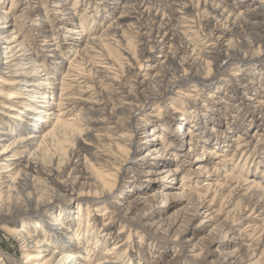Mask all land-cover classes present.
<instances>
[{
  "label": "bare ground",
  "instance_id": "obj_1",
  "mask_svg": "<svg viewBox=\"0 0 264 264\" xmlns=\"http://www.w3.org/2000/svg\"><path fill=\"white\" fill-rule=\"evenodd\" d=\"M69 1L27 0L19 15L14 7L0 12V51L4 61L0 69V232L19 244L18 249L11 251L0 241V264H94L88 257L95 253L81 256L88 252L87 246H74L67 241L76 238L82 229L80 206L88 202L96 210L97 204L104 202L110 207L103 215L95 216L106 218L121 211L126 203V199L115 194L123 178V182L133 184L131 179H154L168 173L166 177H172L168 182L174 183L182 174L180 169L167 171L161 167L166 154L162 134H146L157 105L162 103L167 114L173 109L168 102L172 94L180 95L175 90L192 87L209 92L200 115L229 108L237 113V118L252 116L264 122V86H260L264 85V78L254 82L246 77L251 69L264 67V37L258 34L263 32L264 24L257 20L264 12V0L260 6L256 5L257 0H205L204 19L200 18L204 11L198 10L193 0H105L103 4L113 11L114 19L105 37L96 40L84 38V23L78 24L76 10ZM24 17L22 25L20 19ZM127 34H133L135 53L122 50L129 58L125 63L115 62L108 43L118 47V38L124 40ZM68 35L76 42L67 52L73 58H62L69 65L63 75L64 62L55 59L64 50L62 37ZM195 36L200 38L199 45ZM132 41L125 40V44ZM156 51L163 53L164 60L155 59ZM148 68L153 76L146 73ZM236 68L243 74H230ZM222 79L228 81L224 98L217 90ZM59 87L63 98L59 103L46 105L44 101L54 97ZM73 91L81 95L74 98ZM84 104L86 107L81 106ZM56 107L63 117L81 107L88 118H80L77 113L76 119L58 118L51 129L40 126L41 115L52 117ZM176 132L174 141L179 136L181 143L194 144L188 129L180 127ZM242 142L239 148L247 155L250 143ZM136 145L154 148L126 167ZM67 147H71L70 152ZM112 147L116 152H112ZM88 153L99 166L96 168L85 157L93 172L82 163ZM205 153L209 161L212 153ZM203 161L202 158L190 167L206 169ZM139 166L150 167L143 172ZM191 171L192 168L188 174ZM77 173L80 176L74 182ZM205 174L207 169L202 175ZM211 184L207 179L203 186L210 191ZM78 186L87 187L88 192L83 189L77 193ZM255 187L261 188L257 184ZM162 196L171 195L157 191L150 197L156 202ZM258 197L252 198L251 205ZM258 199L257 212L264 204L263 196ZM147 200L139 198L131 207ZM76 209L79 214L74 219ZM205 209V199H198L190 216L206 214L209 209ZM119 222L115 219L103 225L95 247L108 241ZM177 222L161 219L153 235L165 227V232H170ZM138 228L142 230V226ZM84 232L82 239L87 243L93 232L88 228ZM165 236L169 238L166 233ZM19 251L23 254L21 263L16 258ZM127 253V245H113L98 264H123Z\"/></svg>",
  "mask_w": 264,
  "mask_h": 264
},
{
  "label": "rangeland",
  "instance_id": "obj_2",
  "mask_svg": "<svg viewBox=\"0 0 264 264\" xmlns=\"http://www.w3.org/2000/svg\"><path fill=\"white\" fill-rule=\"evenodd\" d=\"M104 1L96 3H82L80 0L69 1L71 7L76 10L78 24L82 25L84 23V38L88 40L103 39L108 26L111 24L110 22L114 19L112 15L113 11L103 4ZM193 1L194 6L198 10L204 11V14L202 13L200 18H206L207 9L204 4L205 0L203 2L202 0ZM261 1L257 0L256 5L260 6ZM233 2L230 1V4ZM26 4L27 0H0V12L10 11L14 7L13 11L16 12V15H19L22 12L21 10L26 7ZM261 13L262 16L257 20L264 24V12ZM32 18L34 19V17ZM20 20L22 25L26 21L25 17ZM258 34L264 37V27L263 32H258ZM132 36L133 34H127L124 40L118 38V47H113L108 43L109 47L107 49L111 51L110 57L115 62L120 61L125 63L126 59L129 58L127 53L122 50H128L130 54L135 53L134 38ZM128 39L133 41L127 45L125 44V40L127 41ZM231 39L232 37L225 43L228 45ZM194 40L199 45V36H195ZM75 42L74 39L71 45ZM245 44L244 47H247ZM67 52H70V50L64 48L55 61L64 62L62 60L64 57L69 60L73 54L69 56ZM154 56L155 59L164 60L162 58L163 53L159 51L154 52ZM3 62L0 51V69ZM64 65V69L61 72L63 75L64 72H67L69 66L67 61L64 62ZM120 68L123 69L125 66H120ZM210 68L213 69V64H210ZM151 70L148 68L146 73L153 76V71ZM238 70L239 68H236L230 74L239 73L242 75L243 70ZM253 71L251 69L246 77L254 80V82L264 78V67H258V69ZM220 82L223 84L219 85L217 90L222 92L220 96L224 98L225 93L228 92L226 88L228 81L222 79ZM11 88L13 87H9V90ZM255 88H258V86H255ZM61 89L62 87L56 89L54 97L52 96L51 98L52 100L47 99L44 101L46 102L45 104L49 105L50 102L59 103L61 98H63ZM177 91L180 95L172 94L170 96L168 104H170L169 108L173 107V109L168 111L169 114H167V108L160 103L153 110L155 118L146 129V134L151 132L153 134H162V144L164 145L162 149L166 154L163 156L164 162L162 163L164 166L161 167H166L165 170L167 171L182 170V174L177 177V181L174 183L168 182L172 178L166 177L168 173L156 175L154 179L148 177H141L138 181L131 179V181H134L133 184L123 182L125 180L123 178L118 191L115 193L126 199L124 201L126 203L121 211L118 210L106 218L97 217L95 215H103L104 211L110 206L102 202L97 204L96 210H93L92 205L88 206V202L84 203L80 206V213H82L80 224H82V229L75 234L79 237L75 238L74 236V239L67 241L73 243L74 246L77 244L87 246L88 252L82 253L81 256L87 257L88 254L95 253V255L88 257L90 260H93L94 264H98L105 257L110 247L118 244H125L128 247L127 259L123 264H174L176 261V264H226L229 261L239 264H264V204L263 208L258 212L256 210L258 198L262 196L264 198V122H261L259 119L255 120L252 116L243 115L244 117L237 118V113L235 114L229 108L206 112L207 114L204 111L200 115L198 113L202 109L201 107L205 99L208 100L210 93H204L192 87L175 90V93ZM80 95L78 91H73L72 96L74 98ZM89 95L86 97L89 98ZM81 106L86 107L85 104ZM81 109L79 107L68 116L63 117L60 116V110L56 107L55 115L52 117L41 115L42 117L39 120L43 122L39 125L51 129L58 118L60 120H67L71 117L76 119L74 115L77 113L81 114L80 118H84L87 113H83ZM86 118L88 117L86 116ZM180 127L188 129L191 132L195 139L193 145L181 143L179 136L178 140L180 142L173 140L172 136L174 133H176L175 136L178 134L176 131ZM161 128L164 130H161ZM148 138H152V136ZM242 140L250 143L247 155L243 154L244 150L239 148L241 143H243ZM127 145L121 144L123 147ZM160 146L157 145L156 147ZM138 147H141V149L137 152ZM150 147L134 146L131 151H134L135 154L131 155L129 162L125 166H132V163H135L139 157L146 154ZM67 149L68 152L71 151V147H67ZM93 152H95L94 149ZM112 152H116L115 147H112ZM205 152L212 153L209 161H206L208 154ZM90 154L88 153L83 156L82 163H85L86 167L88 166L85 159L87 157L89 162L94 164L96 168H99L97 162ZM202 158L204 161L201 164H203L208 172V174H205L206 176L202 175L206 169L197 170V165L190 167ZM70 159L74 162L78 160L74 157H70ZM182 165H184V168H182ZM139 167L144 172L149 170L150 166ZM191 168L192 171L188 174ZM89 169L92 171L91 168ZM78 176L80 174H75L72 180L75 182ZM207 179H210L212 183L210 191H208L207 186H203ZM256 184L261 188L255 187ZM180 186L184 190H179L178 187ZM83 189H85V193L88 192L87 187L78 186L77 193L82 192ZM157 191L171 196H162L158 201H152L150 196L155 195ZM143 197L148 198L147 202L134 208L131 207L134 202ZM253 197L258 198H255V201L251 205ZM198 199H205L206 209L208 208L209 211L206 214H200L198 217L193 218L190 216L192 214V206ZM78 211L76 209V213L72 215L74 219L78 218ZM103 219L105 221H102ZM115 219L120 221L117 229L108 238L106 243H103V241L102 243L99 242L100 245L95 247L101 235L103 225ZM161 219L178 220V222L172 227L170 232H165V229H167L165 227L162 230L160 229L159 233L156 232L158 233L157 235H153L158 229ZM137 226H142V230L137 229ZM87 228L93 232V235L90 236L89 242L84 243L82 237ZM149 229L153 231L151 232ZM163 232L166 235L168 234L169 238H166ZM0 241L11 251L19 247V244L11 240L9 241L7 235L3 232H0ZM16 258L18 262H23L21 251L17 253Z\"/></svg>",
  "mask_w": 264,
  "mask_h": 264
},
{
  "label": "built area",
  "instance_id": "obj_3",
  "mask_svg": "<svg viewBox=\"0 0 264 264\" xmlns=\"http://www.w3.org/2000/svg\"><path fill=\"white\" fill-rule=\"evenodd\" d=\"M70 37V36H68ZM74 39H71V38H67V37H63L62 39V42H63V47L66 49V50H70L71 47H72V42H73Z\"/></svg>",
  "mask_w": 264,
  "mask_h": 264
}]
</instances>
